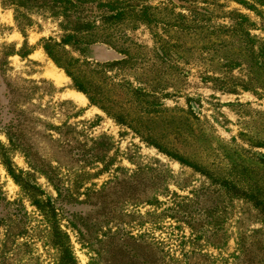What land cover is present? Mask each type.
Segmentation results:
<instances>
[{
	"label": "rangeland",
	"instance_id": "obj_1",
	"mask_svg": "<svg viewBox=\"0 0 264 264\" xmlns=\"http://www.w3.org/2000/svg\"><path fill=\"white\" fill-rule=\"evenodd\" d=\"M143 1L191 17L178 6L184 0ZM195 1L208 14L199 35L164 26L175 23L169 13L150 28L125 22L134 65H98L89 74L132 109L124 87L162 81L170 95L157 94L158 111L144 116L142 131L264 200V72L251 71L249 44L236 58L233 41L217 29L240 13L250 24V47L264 51V7ZM7 3L0 0V264H60L56 233L68 237L76 264H264L258 200L225 192L90 104L42 48L43 39L61 35L59 18L35 7L19 24L22 32ZM153 31H165L171 45L165 63L155 54ZM64 48L62 56L79 62L122 57L104 43Z\"/></svg>",
	"mask_w": 264,
	"mask_h": 264
},
{
	"label": "trees",
	"instance_id": "obj_2",
	"mask_svg": "<svg viewBox=\"0 0 264 264\" xmlns=\"http://www.w3.org/2000/svg\"><path fill=\"white\" fill-rule=\"evenodd\" d=\"M7 4L13 6L14 20L20 29L24 32V27H19L22 23V19L29 21L27 16V11H31L35 7H48L51 16H56L59 24L60 31L62 32L58 38L48 37L42 40V48L45 53L53 60V62L70 77L74 87L82 92L90 104L99 107L107 115L112 117L117 122L128 126L132 129L143 141L154 146L160 152L165 155L191 166L197 171H200L203 175H206L211 182L215 183L221 189L229 194L240 195V193H245L248 198H253L261 208L264 215V200L254 198L251 189H245L239 187L234 181L228 178H220L215 176L213 173L205 169L202 165L198 164L193 160H189L187 157L180 154L178 151L167 147L164 143L157 140L152 134L147 131H142L145 128L144 116L157 112V100L159 99L157 95L160 94L161 98H165L170 95V93L163 90L161 86H164L162 81H157L155 79H150L147 83H143L138 87H124L127 88V93H131L133 99V105L136 107L132 109L131 106L126 105L124 102H117L114 97H109L108 94L100 87V84L89 74L90 71H94L98 65H101V69L106 68L114 69L121 67H128L134 65L135 56L133 53L132 38L130 35L121 28L125 22H130L134 24H144L147 27L153 26V24L160 21L159 17L164 13H169L173 18L175 23H170L167 20L162 21V24L170 25L171 27H176L177 31H181L189 36L199 35L197 32L202 25L207 22L206 15L207 10L203 6H197L196 1L188 3V0H184V5L182 6L184 11L186 10L190 14V18L184 13H176L171 7L167 10L156 11L150 9L147 4L143 3V0H7ZM214 1V0H213ZM244 6L248 10L258 11L259 8L264 7V0H231ZM173 6H175L174 0H168ZM206 2V1H203ZM262 11V10H261ZM261 13V12H259ZM232 23L230 26L217 28L219 32L227 36V41H233V54L238 58L237 54L241 57L248 47L249 62L253 66L251 71L261 70L264 72V51H254L250 47L251 36L249 31L245 27V22L247 26L250 24L247 18L240 14L231 12ZM264 18V17H263ZM188 22V23H186ZM194 23V25H193ZM25 24V23H23ZM28 24V23H26ZM203 27V26H202ZM208 26H204L200 31H206ZM165 32V31H163ZM162 32V33H163ZM161 32H152L153 41L156 43V52L160 63H165L169 61V49L171 45L169 42L163 38ZM214 27L210 34H214ZM25 36V34H24ZM167 37V36H166ZM26 42V41H25ZM27 43V42H26ZM94 43H104L108 46L114 48L118 51L122 57L105 61L103 63H91L89 61L79 60L71 55L62 56L60 52H65L66 46H85ZM222 46V43H219ZM169 45V46H168ZM139 46V45H138ZM244 47V50H243ZM243 50V51H242ZM233 58V57H232ZM232 60V59H231ZM237 64L239 61H235ZM153 66H158V64H152ZM264 82V74L262 75ZM208 81L221 82L226 88H229L227 80L225 78L219 77H205ZM210 78V79H209ZM224 79V80H223ZM160 80V79H158ZM224 83V84H223ZM234 84V81H231ZM242 87H246L247 82L238 83ZM161 88V89H160ZM233 92L234 89H229ZM129 91V92H128ZM189 111L193 114V104L191 103V97L186 99ZM15 177L17 175H14ZM17 178V177H16ZM35 187L32 186V189ZM172 209V208H171ZM53 210V207H52ZM173 212L176 213V211ZM54 241L57 245L58 251H60V264H76L75 257L72 250L69 248L68 237L65 234L61 235L59 233L54 234ZM121 240V239H119ZM117 247V245H116ZM121 248V247H118ZM123 249H126L125 243L123 244ZM154 264V260L150 262Z\"/></svg>",
	"mask_w": 264,
	"mask_h": 264
}]
</instances>
